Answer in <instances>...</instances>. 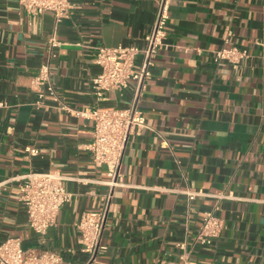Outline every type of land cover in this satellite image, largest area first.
Listing matches in <instances>:
<instances>
[{
    "label": "crops",
    "instance_id": "obj_1",
    "mask_svg": "<svg viewBox=\"0 0 264 264\" xmlns=\"http://www.w3.org/2000/svg\"><path fill=\"white\" fill-rule=\"evenodd\" d=\"M157 1L74 0L53 47L51 13L32 15L18 0H0V242L17 237L24 248L39 246L21 185L29 172L58 171L73 198L45 246L67 260L85 259L77 224L111 193L108 248L95 264L179 261L183 252L199 264H264V0H171L140 102L147 126L129 136L113 189L107 166L88 149L94 123L80 111L126 108L134 88L96 99L98 47L144 46ZM227 39L248 52L237 68L214 61ZM43 63L66 109L50 95L36 104L32 80ZM211 210L225 228L201 245L196 234Z\"/></svg>",
    "mask_w": 264,
    "mask_h": 264
},
{
    "label": "built area",
    "instance_id": "obj_2",
    "mask_svg": "<svg viewBox=\"0 0 264 264\" xmlns=\"http://www.w3.org/2000/svg\"><path fill=\"white\" fill-rule=\"evenodd\" d=\"M20 5L32 15L49 12L54 17V30L49 40L51 46L60 44L57 39L58 25L74 13V0H18ZM171 0H158L157 11L151 31L144 37L145 45L99 46L96 63L100 72L92 79L93 92L98 101L106 99V93L115 89H126L133 84V96L126 108L100 107L80 111L83 117L93 121V140L88 145L94 160L107 166L111 189L119 183L122 158L129 136L147 126L146 117L140 108L146 82L151 77L155 57L164 44L167 24L170 16ZM214 61L223 65L230 63L237 68L242 59L248 56L245 49H240L229 39L226 45L213 51ZM140 57L138 63L137 59ZM32 87L38 92V106L43 105L47 95L53 97L58 108L66 109L57 95L48 63H43L32 80ZM62 104V105H61ZM5 103L0 101V107ZM31 155H37L39 149L28 147ZM68 177L58 171L29 172L21 185L20 201L23 203L30 227L39 236V246L24 248L17 237H10L0 242V264H95L100 253L107 250L103 242L104 228L107 220L111 193L106 197L103 207L97 211L85 212L77 230L81 236V252L85 259L76 263L67 260L61 253L45 246L46 235L56 222L60 208L70 202L73 194L66 189ZM112 191V190H111ZM198 193H190L193 199ZM225 228L224 221L214 211H206L195 242L212 245ZM185 249V243L180 245ZM154 264H199L183 252L179 261L159 259Z\"/></svg>",
    "mask_w": 264,
    "mask_h": 264
}]
</instances>
